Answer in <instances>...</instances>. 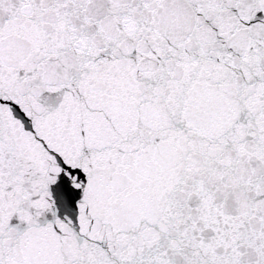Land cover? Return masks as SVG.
<instances>
[{"label": "snow or ice", "instance_id": "1", "mask_svg": "<svg viewBox=\"0 0 264 264\" xmlns=\"http://www.w3.org/2000/svg\"><path fill=\"white\" fill-rule=\"evenodd\" d=\"M0 264H264V0H0Z\"/></svg>", "mask_w": 264, "mask_h": 264}]
</instances>
